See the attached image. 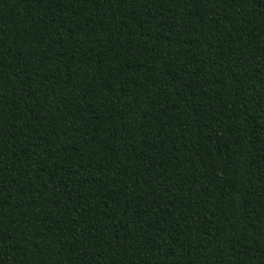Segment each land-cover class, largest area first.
I'll use <instances>...</instances> for the list:
<instances>
[{
	"label": "trees",
	"instance_id": "16d2710c",
	"mask_svg": "<svg viewBox=\"0 0 264 264\" xmlns=\"http://www.w3.org/2000/svg\"><path fill=\"white\" fill-rule=\"evenodd\" d=\"M0 264H264V0H0Z\"/></svg>",
	"mask_w": 264,
	"mask_h": 264
}]
</instances>
